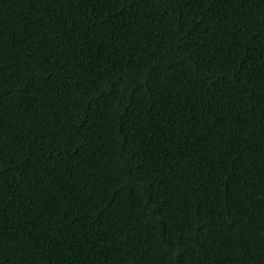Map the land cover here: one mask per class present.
<instances>
[{"label":"trees","instance_id":"trees-1","mask_svg":"<svg viewBox=\"0 0 264 264\" xmlns=\"http://www.w3.org/2000/svg\"><path fill=\"white\" fill-rule=\"evenodd\" d=\"M0 264H264V0H0Z\"/></svg>","mask_w":264,"mask_h":264}]
</instances>
